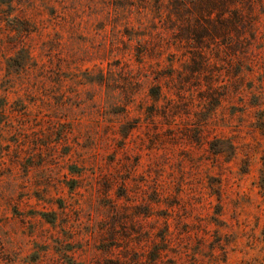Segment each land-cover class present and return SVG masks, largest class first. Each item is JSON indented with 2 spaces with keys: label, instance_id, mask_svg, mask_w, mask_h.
<instances>
[{
  "label": "rangeland",
  "instance_id": "374dc122",
  "mask_svg": "<svg viewBox=\"0 0 264 264\" xmlns=\"http://www.w3.org/2000/svg\"><path fill=\"white\" fill-rule=\"evenodd\" d=\"M264 0H0V264H264Z\"/></svg>",
  "mask_w": 264,
  "mask_h": 264
},
{
  "label": "trees",
  "instance_id": "16d2710c",
  "mask_svg": "<svg viewBox=\"0 0 264 264\" xmlns=\"http://www.w3.org/2000/svg\"><path fill=\"white\" fill-rule=\"evenodd\" d=\"M263 166L258 171L257 187L260 195L264 197V156L262 161Z\"/></svg>",
  "mask_w": 264,
  "mask_h": 264
}]
</instances>
